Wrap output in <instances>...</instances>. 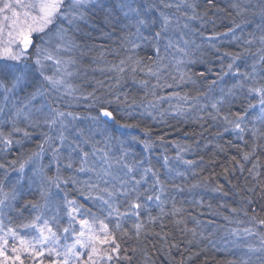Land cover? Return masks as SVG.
Here are the masks:
<instances>
[{
  "label": "snow or ice",
  "instance_id": "1",
  "mask_svg": "<svg viewBox=\"0 0 264 264\" xmlns=\"http://www.w3.org/2000/svg\"><path fill=\"white\" fill-rule=\"evenodd\" d=\"M207 2L212 4V0ZM103 6L104 0H0V92L3 93L5 101L10 97H19L20 93L25 94L23 106L17 108L14 116L5 121L10 125L8 130L0 127V153L5 157L0 159V264H26L27 261L32 264H44L45 260L48 264H112L114 260L119 264L120 260H130L131 257L121 255L118 236L129 239L134 236L139 241L142 233H147V225L168 214L164 210L162 200L165 182L160 178L159 170L155 169L150 161L147 166H144V160L128 162L129 153L123 145L122 154L117 158L109 156L104 149L97 148L96 144H92L93 150L89 153L77 140L69 141L66 134L71 122L80 118L79 114L52 107L55 101H50L47 105L41 103L39 107L35 104L39 98L52 91L59 92L63 88L66 95H72L75 91L65 78L73 75L69 68L77 61L65 54L79 47L73 39V33L78 31L80 23L87 19L88 11ZM182 6L191 10V16H188L187 12L184 13L188 20L200 18L197 5L189 3V0H180V3L176 4L169 0H117L115 7L122 15L126 29L122 47H125L129 54L121 59L119 64L111 65L109 71L121 74L131 66L133 80L139 69L147 76L157 79V85L153 87H173V84H160V68L166 58L162 51L168 53L170 49H175L185 57L191 56L192 53L180 47L170 35L173 30L188 28V24L181 26L179 19L174 22L173 17L164 10L175 7L179 11ZM258 8V13L253 14L260 17L256 29L261 35L257 37L250 33L253 38L244 40V44L249 46L254 43L260 45L256 53H251L253 62L246 64L243 71L237 63L245 53H250V48H245L243 53H225L231 62L225 66L226 70L222 67L218 80L211 81L208 89L212 91L218 81L229 75L233 77L231 85L220 87L219 93L215 95L210 96L209 91H205L198 92L196 97L185 95L181 99H193L198 103L200 97L207 98L208 102L200 105V110L210 108L212 111L207 112L208 117L214 121L222 119L226 125L225 132H236L238 139L243 141L244 148L240 149L239 159L233 156L231 160L241 171L245 170L246 164L251 163L252 167L247 171L264 192V182L258 179L262 174L260 169L264 168L259 154L264 150V131L256 127L257 122L264 126V0H259ZM242 23L247 24L250 21L244 20ZM239 28L241 24L234 23L229 32L234 33ZM34 36L39 38L40 43L34 41ZM180 38L183 39V35ZM183 42L185 45L189 44L188 40ZM141 47H147L155 59L152 56L140 57L137 50ZM146 60L151 63H145ZM176 63L183 64L184 60H177ZM50 68L54 71L49 72ZM177 71L179 78L172 77L177 84L191 81L192 77L187 72L180 71L179 67ZM122 79L123 76L118 75L116 84L119 85ZM139 83L147 87L149 82L140 80ZM84 98L90 99L92 103L89 106L97 107L100 114L90 117L92 121H98L101 116L113 117V112L105 107L112 103L111 100L96 96L95 91L88 93ZM116 99L119 101V96ZM235 105H239V110L233 112L232 106ZM32 107H36L37 112L48 108V111L44 112L42 123L49 131L42 133L43 139L34 149L23 151L24 140L32 136L28 129L37 128L41 123L40 120L32 118ZM225 107L227 112L223 111ZM3 111V108H0V113ZM21 118L27 121V126H19ZM249 124L252 125L251 128L248 127ZM76 131L78 135H84L82 129ZM249 133L251 142L246 139V134ZM84 142L91 141L85 138ZM140 143L144 145L146 152L152 148L149 140H142ZM16 146L20 147V154L14 159H7V155ZM66 149L67 156L64 154ZM77 151L79 165L75 171L92 173L94 180L90 178L81 182L76 175L63 174L62 161H67L63 165L64 168L72 169V153ZM98 152L102 153L100 159L103 160V166L99 168L94 166L95 162L89 163V157ZM48 154L49 161L45 164L43 161ZM177 158L182 159L179 153ZM164 161L167 165L168 158L164 157ZM114 164L120 167L119 172L113 171ZM53 166L55 172L49 174ZM13 172L16 173L14 180L10 179ZM149 174L152 177L150 184ZM69 185L85 199L98 202L102 215L98 216L90 209H85L75 198L70 199L65 190ZM33 189L38 193L37 198L24 199L25 193H31ZM215 190L220 191L221 188ZM247 191L255 192L256 188H247ZM20 200H23V203L17 207L16 202ZM152 201L157 202V216H153L148 207ZM246 203L251 205L252 200L247 199ZM61 207L65 209L66 225L60 222ZM6 210L16 212L22 218L21 222L14 227L6 226L3 219ZM26 211L27 216L24 215ZM48 211L52 213L50 216L46 215ZM180 211L181 209L173 204L171 214L175 216ZM232 211L238 210L233 208ZM240 211L245 217H249L248 208H242ZM144 213H147L146 219H142ZM129 220L132 221L131 234L124 226ZM238 223L243 224L244 221ZM248 223L264 226V219H258L253 210ZM155 235L163 241L167 239V234ZM233 235L259 236V246L248 244L246 247L250 253L259 254L257 259L264 264V234L254 231V227H243L234 230ZM177 247L178 244H171L166 249L161 247L158 251L171 259V249ZM123 251L126 253L128 249ZM131 251L135 253L136 249ZM142 251L144 256L148 257V252L144 249ZM145 264H148L147 260ZM179 264H184V261L181 260Z\"/></svg>",
  "mask_w": 264,
  "mask_h": 264
},
{
  "label": "trees",
  "instance_id": "2",
  "mask_svg": "<svg viewBox=\"0 0 264 264\" xmlns=\"http://www.w3.org/2000/svg\"><path fill=\"white\" fill-rule=\"evenodd\" d=\"M116 2L117 0H104L102 8L90 9L87 19L81 22L79 30L73 33V39L79 47L65 54L77 61L69 68L73 75L65 78L75 89L72 95H66L62 88L59 92L47 93L35 104L39 107L41 103L47 105L50 101H55L52 107L79 114L80 118L71 122L66 134L69 141L77 140L85 151L91 153L92 144H96L97 148L104 149L109 156L117 158L122 154L123 145L129 153L128 162L144 160V166H147L150 161L151 165L159 170L160 178L165 182L162 194L163 207L168 214L147 225V233H142L139 241L134 236L131 239L118 236L121 255L131 257L130 260H120L119 264H145L146 260L148 264H179L181 260L184 264H244V262L261 264L257 259L259 254L250 253L246 247L248 244L259 246V236L233 235L234 230L243 227H254V231L264 234V226L248 223L253 210L258 219H264V192L247 171L252 164H246L245 170L241 171L231 160L233 156L240 158V149L244 148L243 141L238 139L236 132L224 131L226 125L222 119L214 121L208 117L207 112L212 111L210 108L200 110V105L208 102L206 97H200L198 103L193 99H181L185 95L196 97L198 92L209 91L210 82L218 80L222 67L231 62L225 53H243L245 48H250V53H245L237 63L243 71L246 64L250 65L253 62L254 57L251 53H256L260 45L254 43L249 46L244 44V40L253 38L250 33L257 37L261 35L256 29L260 17L253 14L259 11V0H212L211 5L207 0H189V3L197 5V14L200 17L192 20L184 16L185 12L188 16L192 13L183 6L179 11L175 7L164 10L173 17L174 22L179 19L181 26L184 23L188 24V28L173 30L170 35L180 47L192 53L191 56L185 57L175 49H170L168 53L162 51L166 58L160 68V84H173V87H153L157 85V79L147 76L139 69L133 80L131 66L121 74L109 71L111 65L119 64L120 60L129 54L125 47H122V38L126 31L125 21L115 7ZM169 2L176 4L180 3V0ZM244 20L250 23H242ZM234 23L241 24V28L236 29L234 33L229 32ZM181 35L183 39L180 38ZM184 40H188L189 44L185 45ZM34 41L40 43L36 36ZM161 47L163 48V45ZM137 52L140 57L152 56L155 59L147 47H141ZM180 59H183L184 63L177 65L176 61ZM145 63L151 61L146 60ZM177 67L180 71L187 72L192 77L191 81L177 84L172 79L179 78ZM51 71L54 69L50 68L49 72ZM200 73L204 75L200 76ZM118 75L123 76L119 85L116 84ZM140 80H147L148 86L141 85ZM232 82L231 75L225 76L222 81H218V85L214 86L212 91H209V95L218 94L220 87L230 86ZM93 91L96 96H104L112 101L111 104L105 105L113 112L112 124L101 118L96 122L90 119L100 115L97 107L89 106L92 101L84 98ZM173 93L180 95L173 96ZM24 95L20 93L19 97H10L5 101L3 93L0 92V108L4 110L0 113V127L5 131L10 127L5 121L8 117L14 116L17 108L23 106ZM117 96L119 101L116 99ZM36 107L30 109L32 118L40 120L41 123L37 128L28 129L32 136L24 140L23 151L34 149L43 139L42 133L49 131L42 123L44 112H47L48 108L46 107L43 112H37ZM237 110L239 105L232 106L233 112ZM223 111L227 112V107ZM19 126H27V121L21 118ZM248 127L251 128L252 125L249 124ZM256 127L264 131V126L258 122ZM77 129H82L84 135H78ZM134 137L137 139H133ZM85 138H89L91 142L85 143ZM246 139L251 142L250 133L246 134ZM142 140H149L152 143L149 151H145L144 145L140 143ZM20 151V147L16 146L6 158L14 159ZM178 153L182 159L177 158ZM64 154L68 155L67 149ZM259 154L260 162L264 164V150ZM101 155L102 153L98 152L95 156H90L89 163L95 162L94 166L98 168L103 166ZM49 157L50 154L46 155L43 163L48 164ZM72 157L74 161L72 169L64 168L63 165L67 161H62L63 174L76 175L81 182L90 178L94 180L92 173L75 171L79 165V152L72 153ZM164 157L168 158L167 165ZM3 158L4 154L0 153V159ZM185 161L192 163L188 164ZM113 171L119 172L120 167L114 164ZM260 171L262 174L258 179L264 182V168ZM54 172L55 166L49 174ZM15 176L16 173H11L10 179L14 180ZM151 182L152 177L149 174L148 183ZM251 187H255L256 191L248 192L247 188ZM217 188L221 190L216 191ZM65 190L70 199L75 198L85 209H90L98 216L102 215L98 202L85 199L71 185L66 186ZM37 196L38 193L33 189L31 193H25L24 199H36ZM247 199L252 200L251 205L246 203ZM21 203L23 200L16 202V206L19 207ZM173 204L181 209L175 216L171 214ZM148 207L153 216L159 215L157 202H149ZM233 208L238 211L233 212ZM242 208H248L249 217H245L240 211ZM51 214V211L46 213L49 216ZM24 215L27 216L28 212L26 211ZM146 216L147 213H144L142 219H146ZM59 217L61 224L66 225L67 217L63 207L60 208ZM3 219L6 226L14 227L22 218L16 212L6 210ZM239 221L244 223H238ZM131 224L132 221L129 220L124 225L130 234ZM155 233L167 234L166 241L161 240ZM189 241L191 243H188ZM171 244H178L179 247L171 249L172 258L169 259L158 249L161 247L166 249ZM133 248L136 249L135 253L131 251ZM123 249L128 251L125 253ZM142 249L148 252L150 259L144 256ZM26 264L32 262L27 261ZM44 264H48L47 260ZM112 264L117 262L114 260Z\"/></svg>",
  "mask_w": 264,
  "mask_h": 264
},
{
  "label": "water",
  "instance_id": "3",
  "mask_svg": "<svg viewBox=\"0 0 264 264\" xmlns=\"http://www.w3.org/2000/svg\"><path fill=\"white\" fill-rule=\"evenodd\" d=\"M103 121H105L106 123L112 124L114 122V118H105V117H100Z\"/></svg>",
  "mask_w": 264,
  "mask_h": 264
}]
</instances>
